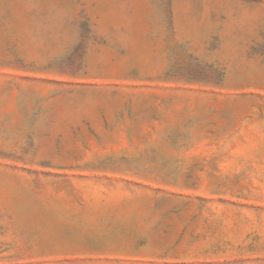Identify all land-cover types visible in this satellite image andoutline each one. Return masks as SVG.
I'll return each mask as SVG.
<instances>
[{
    "label": "rangeland",
    "instance_id": "1",
    "mask_svg": "<svg viewBox=\"0 0 264 264\" xmlns=\"http://www.w3.org/2000/svg\"><path fill=\"white\" fill-rule=\"evenodd\" d=\"M0 264H264V0H0Z\"/></svg>",
    "mask_w": 264,
    "mask_h": 264
}]
</instances>
